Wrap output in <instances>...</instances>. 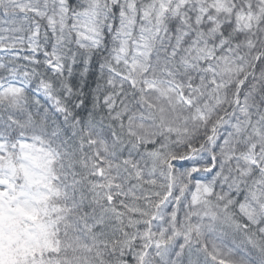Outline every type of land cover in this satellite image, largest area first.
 Masks as SVG:
<instances>
[{
	"label": "snow or ice",
	"instance_id": "6c2138e0",
	"mask_svg": "<svg viewBox=\"0 0 264 264\" xmlns=\"http://www.w3.org/2000/svg\"><path fill=\"white\" fill-rule=\"evenodd\" d=\"M0 264H264V0H0Z\"/></svg>",
	"mask_w": 264,
	"mask_h": 264
}]
</instances>
